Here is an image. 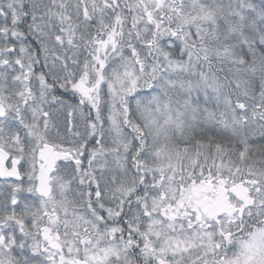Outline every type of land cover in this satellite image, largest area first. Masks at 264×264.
Returning <instances> with one entry per match:
<instances>
[{
    "label": "snow or ice",
    "instance_id": "obj_1",
    "mask_svg": "<svg viewBox=\"0 0 264 264\" xmlns=\"http://www.w3.org/2000/svg\"><path fill=\"white\" fill-rule=\"evenodd\" d=\"M0 264H264V0H0Z\"/></svg>",
    "mask_w": 264,
    "mask_h": 264
}]
</instances>
